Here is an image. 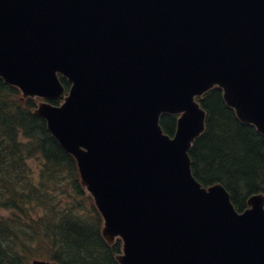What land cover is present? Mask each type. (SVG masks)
I'll list each match as a JSON object with an SVG mask.
<instances>
[{"label": "water", "instance_id": "1", "mask_svg": "<svg viewBox=\"0 0 264 264\" xmlns=\"http://www.w3.org/2000/svg\"><path fill=\"white\" fill-rule=\"evenodd\" d=\"M0 77L41 99L119 264H264V193L238 212L188 156L213 87L264 136V0H0Z\"/></svg>", "mask_w": 264, "mask_h": 264}, {"label": "trees", "instance_id": "2", "mask_svg": "<svg viewBox=\"0 0 264 264\" xmlns=\"http://www.w3.org/2000/svg\"><path fill=\"white\" fill-rule=\"evenodd\" d=\"M60 80L67 90L69 83ZM197 99L205 130L189 150L192 173L203 185L221 183L241 211L248 196L264 193V136L236 117L219 88ZM35 104L0 77V264L33 258L119 264L120 240L108 245L102 238L100 214L79 184L76 162L33 113ZM160 124L172 135L176 116L163 114Z\"/></svg>", "mask_w": 264, "mask_h": 264}, {"label": "rangeland", "instance_id": "3", "mask_svg": "<svg viewBox=\"0 0 264 264\" xmlns=\"http://www.w3.org/2000/svg\"><path fill=\"white\" fill-rule=\"evenodd\" d=\"M29 162L31 163V165H36V164H37V163H36L35 161H33V160H30ZM31 175H32V177H33V179H34V181H35V179L37 178L36 168H33V169H32V171H31ZM5 212H8V210H7V211H1V213H5Z\"/></svg>", "mask_w": 264, "mask_h": 264}]
</instances>
